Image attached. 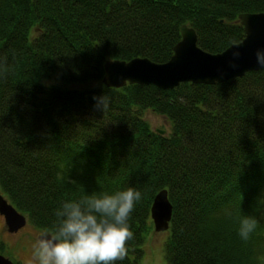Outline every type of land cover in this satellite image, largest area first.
Listing matches in <instances>:
<instances>
[{
  "label": "trees",
  "instance_id": "1",
  "mask_svg": "<svg viewBox=\"0 0 264 264\" xmlns=\"http://www.w3.org/2000/svg\"><path fill=\"white\" fill-rule=\"evenodd\" d=\"M261 13L264 0H0V187L10 203L43 231L67 200L134 187V239L117 264H142L153 202L167 190L168 264H264V70L167 91L104 84L109 61L167 63L183 26L222 53L246 37L239 17ZM148 110L170 134L152 131ZM244 216L258 221L247 241Z\"/></svg>",
  "mask_w": 264,
  "mask_h": 264
},
{
  "label": "water",
  "instance_id": "2",
  "mask_svg": "<svg viewBox=\"0 0 264 264\" xmlns=\"http://www.w3.org/2000/svg\"><path fill=\"white\" fill-rule=\"evenodd\" d=\"M246 37L231 45L224 52L211 54L198 46V36L194 29L181 28L182 40L175 46L174 55L164 64H157L148 58L131 61H109L105 64L104 84L109 88L120 89L128 84L155 86L162 90H174L183 83L197 85H217L242 78L248 73L264 70L256 61L257 50H264V13L242 14L239 17ZM239 51V59L233 60L232 53ZM236 68L230 67L229 62ZM162 135L166 132L159 131ZM0 215L5 218L8 232L18 233L28 218L20 213L0 194ZM151 217L158 233L167 232L173 218V205L168 191H161L155 198ZM0 264H15L0 254Z\"/></svg>",
  "mask_w": 264,
  "mask_h": 264
},
{
  "label": "clouds",
  "instance_id": "3",
  "mask_svg": "<svg viewBox=\"0 0 264 264\" xmlns=\"http://www.w3.org/2000/svg\"><path fill=\"white\" fill-rule=\"evenodd\" d=\"M239 47V42H233ZM241 53L234 51L233 60ZM264 68V50L255 53ZM236 68L235 63L229 62ZM0 67L3 62L0 61ZM104 111L108 97L98 98ZM142 193L134 187L114 194L92 193L79 200H67L55 211L57 223L45 228L36 239L34 258L39 264H117L127 254V243L134 239L128 223ZM239 236L247 241L257 229L258 221L250 216L240 219Z\"/></svg>",
  "mask_w": 264,
  "mask_h": 264
},
{
  "label": "rangeland",
  "instance_id": "4",
  "mask_svg": "<svg viewBox=\"0 0 264 264\" xmlns=\"http://www.w3.org/2000/svg\"><path fill=\"white\" fill-rule=\"evenodd\" d=\"M145 119L152 131L159 133V130L166 132V134L171 133V123L164 116L148 110L145 114ZM0 194L10 203L9 198L4 194L1 187ZM22 214L26 216V214ZM41 232L42 231L36 229L28 219V223L23 229H21L18 233L11 234L8 232L5 218L0 215V240L5 246V251L0 252V254L15 263L39 264V262L35 260L33 254L36 239ZM167 237V233H158L155 231V228L152 229L151 234L148 236L146 241L145 256L142 264H168L165 258V242Z\"/></svg>",
  "mask_w": 264,
  "mask_h": 264
}]
</instances>
